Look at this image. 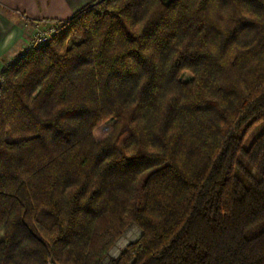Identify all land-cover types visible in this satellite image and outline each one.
I'll return each instance as SVG.
<instances>
[{"label": "trees", "instance_id": "trees-1", "mask_svg": "<svg viewBox=\"0 0 264 264\" xmlns=\"http://www.w3.org/2000/svg\"><path fill=\"white\" fill-rule=\"evenodd\" d=\"M53 26L0 73V264H264V0Z\"/></svg>", "mask_w": 264, "mask_h": 264}, {"label": "crops", "instance_id": "crops-1", "mask_svg": "<svg viewBox=\"0 0 264 264\" xmlns=\"http://www.w3.org/2000/svg\"><path fill=\"white\" fill-rule=\"evenodd\" d=\"M93 2L95 0H0V73L24 53L25 47L24 37L19 39L17 36L18 15L8 9L19 11L28 19L64 21Z\"/></svg>", "mask_w": 264, "mask_h": 264}, {"label": "rangeland", "instance_id": "rangeland-1", "mask_svg": "<svg viewBox=\"0 0 264 264\" xmlns=\"http://www.w3.org/2000/svg\"><path fill=\"white\" fill-rule=\"evenodd\" d=\"M97 1H101V0H95V2ZM86 7V6H85ZM82 10V9H81ZM10 12H15V14H17L18 16V30L17 31V36L19 37V39H22L24 37V53L27 51L28 47L30 46L32 39L35 37L36 33L38 30H48L49 28H53L54 26V21L51 19H42V20H34V19H28L24 17L23 13H20L19 11H11V10H7ZM6 15V14H4ZM24 18V19H23ZM67 20V19H66ZM65 21V20H64ZM20 26V27H19ZM4 27V26H3ZM6 29V28H3ZM9 29L6 30V32ZM23 34V35H22ZM14 36V34H13ZM26 37V38H25ZM23 53V54H24ZM21 53V55L19 54V58L22 57L23 55ZM18 58V57H17ZM191 75L189 73H185L182 77V79L188 80L190 79ZM252 137L249 138V140H251ZM141 236V230L136 227L135 225H131L127 231L125 232V234L118 240V242L115 244V246L111 249L110 253H109V257L110 259H117L121 252L124 251L128 245L136 242Z\"/></svg>", "mask_w": 264, "mask_h": 264}, {"label": "built area", "instance_id": "built-area-1", "mask_svg": "<svg viewBox=\"0 0 264 264\" xmlns=\"http://www.w3.org/2000/svg\"><path fill=\"white\" fill-rule=\"evenodd\" d=\"M55 30L54 28H49L48 30H38L35 37L32 39V42L27 50H32L37 46H42L46 43V41L54 35Z\"/></svg>", "mask_w": 264, "mask_h": 264}]
</instances>
